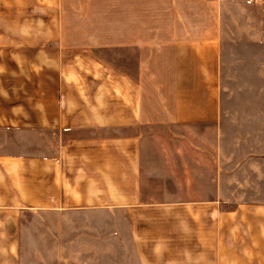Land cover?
I'll return each instance as SVG.
<instances>
[{
    "label": "crops",
    "instance_id": "0c3cea01",
    "mask_svg": "<svg viewBox=\"0 0 264 264\" xmlns=\"http://www.w3.org/2000/svg\"><path fill=\"white\" fill-rule=\"evenodd\" d=\"M74 15L83 32L67 28L60 40L130 51L131 63L100 65L110 88L84 81L36 112L34 129L57 138L49 153L0 155V264H27L20 232L30 217L37 232L59 234L117 212L130 219L136 264H264V203L224 205L235 199L220 195V176L206 195L194 152L193 137H212L198 129L208 120L198 105L212 100L189 85L220 76L218 0H84Z\"/></svg>",
    "mask_w": 264,
    "mask_h": 264
},
{
    "label": "rangeland",
    "instance_id": "374dc122",
    "mask_svg": "<svg viewBox=\"0 0 264 264\" xmlns=\"http://www.w3.org/2000/svg\"><path fill=\"white\" fill-rule=\"evenodd\" d=\"M218 2L223 32L220 78L189 85L190 96L212 100V105H198L208 112L198 129L212 130V137H193L200 146H194V152L204 155L206 195L218 193L212 180L220 176V195L235 199L224 205H259L264 203V0ZM83 4L84 0H0V155H37L41 149L49 153L57 138L34 129L36 112L48 111L59 90L72 95L73 87H79L81 93L84 81H91L88 88L95 82L98 88H110L114 76L100 65H120L125 55V63H131L130 51L60 40L67 28L83 32L73 17ZM181 149L185 157L193 152ZM171 155L175 162L177 156ZM117 213L103 218L99 226L90 223L59 234L49 228L37 232L39 218H28L20 232L22 262L136 264L130 219Z\"/></svg>",
    "mask_w": 264,
    "mask_h": 264
},
{
    "label": "built area",
    "instance_id": "2783aa9c",
    "mask_svg": "<svg viewBox=\"0 0 264 264\" xmlns=\"http://www.w3.org/2000/svg\"><path fill=\"white\" fill-rule=\"evenodd\" d=\"M252 1V0H251ZM254 1H259V0H254Z\"/></svg>",
    "mask_w": 264,
    "mask_h": 264
}]
</instances>
